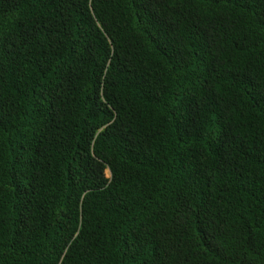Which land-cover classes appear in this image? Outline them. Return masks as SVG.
<instances>
[{
  "label": "trees",
  "instance_id": "trees-1",
  "mask_svg": "<svg viewBox=\"0 0 264 264\" xmlns=\"http://www.w3.org/2000/svg\"><path fill=\"white\" fill-rule=\"evenodd\" d=\"M0 264H264V0H0Z\"/></svg>",
  "mask_w": 264,
  "mask_h": 264
}]
</instances>
